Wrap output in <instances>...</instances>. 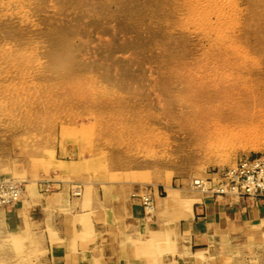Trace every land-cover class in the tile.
I'll list each match as a JSON object with an SVG mask.
<instances>
[{"label": "rangeland", "instance_id": "1", "mask_svg": "<svg viewBox=\"0 0 264 264\" xmlns=\"http://www.w3.org/2000/svg\"><path fill=\"white\" fill-rule=\"evenodd\" d=\"M255 155L264 0H0V173L26 187L77 160L141 196L204 194Z\"/></svg>", "mask_w": 264, "mask_h": 264}, {"label": "crops", "instance_id": "2", "mask_svg": "<svg viewBox=\"0 0 264 264\" xmlns=\"http://www.w3.org/2000/svg\"><path fill=\"white\" fill-rule=\"evenodd\" d=\"M54 164L30 175L17 205L0 207V264H264V198L164 185L147 213L134 185L99 181L81 161Z\"/></svg>", "mask_w": 264, "mask_h": 264}, {"label": "built area", "instance_id": "3", "mask_svg": "<svg viewBox=\"0 0 264 264\" xmlns=\"http://www.w3.org/2000/svg\"><path fill=\"white\" fill-rule=\"evenodd\" d=\"M49 183V182H48ZM196 189L209 192L215 197H239L258 201L264 198V155L245 156L235 165L219 168L205 179H195ZM44 192H50V185L43 184ZM26 191L25 185L12 176L0 173V207L11 208L17 205ZM147 213L155 210L153 195L141 196Z\"/></svg>", "mask_w": 264, "mask_h": 264}, {"label": "bare ground", "instance_id": "4", "mask_svg": "<svg viewBox=\"0 0 264 264\" xmlns=\"http://www.w3.org/2000/svg\"><path fill=\"white\" fill-rule=\"evenodd\" d=\"M232 44V43H231ZM224 52V51H223ZM213 55V54H212ZM218 60V59H217ZM216 60V61H217ZM203 62V61H202ZM218 63V62H217ZM237 69V68H236ZM216 70V69H215ZM204 71V70H203ZM192 72V71H191ZM240 72V71H239ZM184 74V73H183ZM193 74V73H192ZM185 78H186V76H185ZM197 78V77H196ZM187 79V78H186ZM233 80V79H232ZM206 81V80H205ZM208 81H209V79H208ZM201 83V82H200ZM199 85V84H198ZM191 86V85H190ZM211 86V85H210ZM219 86V85H218ZM235 88H236V86H235ZM9 176V175H8ZM13 177V176H12ZM16 179V178H15ZM18 180V179H17ZM20 181V180H19ZM170 190V189H169ZM78 192V191H77ZM138 235H139V233H138ZM211 244V243H210ZM249 246H251V245H249ZM246 247V246H245ZM252 248V247H251ZM249 251V250H248Z\"/></svg>", "mask_w": 264, "mask_h": 264}]
</instances>
